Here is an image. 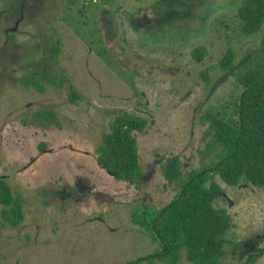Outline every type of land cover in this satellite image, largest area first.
<instances>
[{"label": "rangeland", "instance_id": "rangeland-1", "mask_svg": "<svg viewBox=\"0 0 264 264\" xmlns=\"http://www.w3.org/2000/svg\"><path fill=\"white\" fill-rule=\"evenodd\" d=\"M239 6L0 0V178L24 213L18 226L0 216V264H126L160 251L137 216L216 162L207 116L234 117L243 92L235 75L264 50V29L241 32ZM229 50L234 68L225 72ZM122 113L147 122L135 136L143 173L135 184L116 182L96 159ZM173 162L181 180L165 174ZM211 181L225 190L217 207L231 220L223 264H264V189ZM140 264L190 263L183 252Z\"/></svg>", "mask_w": 264, "mask_h": 264}, {"label": "trees", "instance_id": "trees-1", "mask_svg": "<svg viewBox=\"0 0 264 264\" xmlns=\"http://www.w3.org/2000/svg\"><path fill=\"white\" fill-rule=\"evenodd\" d=\"M237 17L245 36L261 32L264 29V0H240ZM195 55L202 59L205 52L198 50ZM220 67L225 72L234 68L232 51L226 53ZM235 76L243 92L237 100L234 117L225 113L207 116L215 144L221 150L216 162L192 172L170 203L148 215H134L137 223L159 242L160 251L126 264H140L145 259H176L183 252L190 264H223L231 220L217 207L225 190L211 178L218 176L233 188L250 185L264 189V50ZM39 90L43 88L39 87ZM76 97L73 95L74 99ZM146 126L145 119L122 113L104 134L103 145L96 149V159L116 182L135 184L142 178L135 136L143 133ZM179 168V164L173 162L165 173L167 178L181 180ZM0 206L3 222L11 226L22 223V202L2 178Z\"/></svg>", "mask_w": 264, "mask_h": 264}]
</instances>
